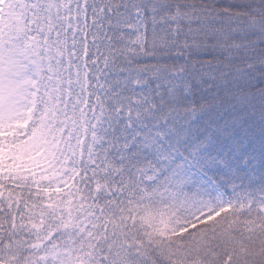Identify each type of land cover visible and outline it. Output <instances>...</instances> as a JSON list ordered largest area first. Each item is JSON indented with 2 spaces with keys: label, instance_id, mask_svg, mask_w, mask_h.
Masks as SVG:
<instances>
[{
  "label": "snow or ice",
  "instance_id": "snow-or-ice-1",
  "mask_svg": "<svg viewBox=\"0 0 264 264\" xmlns=\"http://www.w3.org/2000/svg\"><path fill=\"white\" fill-rule=\"evenodd\" d=\"M0 264H264V0H0Z\"/></svg>",
  "mask_w": 264,
  "mask_h": 264
}]
</instances>
